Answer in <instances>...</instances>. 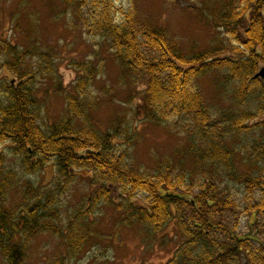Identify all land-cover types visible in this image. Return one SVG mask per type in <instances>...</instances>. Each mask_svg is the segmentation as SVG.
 Segmentation results:
<instances>
[{
	"label": "trees",
	"instance_id": "obj_1",
	"mask_svg": "<svg viewBox=\"0 0 264 264\" xmlns=\"http://www.w3.org/2000/svg\"><path fill=\"white\" fill-rule=\"evenodd\" d=\"M63 2L75 9L88 34L109 42L116 63L130 79L145 78L142 99L133 115L169 130L181 126L184 143L175 152L179 165L203 181L196 191L189 186L179 192L183 180L171 181L170 162L162 161L164 171L158 170L151 178L110 151L112 138L119 134L117 127L104 132L91 125L80 126L91 116L82 95L95 73L92 65H81L85 76L78 80L76 94L65 95L60 120L41 126V107L32 82L38 76L56 77L53 56L39 45L20 49L0 39V58L6 56L1 64L17 80L14 85L0 80V143L12 147L29 174L54 159L62 181L55 189L27 181L19 194V207L8 211L3 202L19 179L14 171L4 170L0 152V252L6 264H22L23 242L39 233L63 236L56 201L75 169L92 175L88 179L93 190L87 197L91 206L77 212L76 227L70 223L64 235L73 252L91 234L93 222L85 223V219L94 216L97 207L101 211L109 206L120 214V223L142 226L148 239L175 221L181 243L165 264H236L248 253L247 264H264V170L258 171L264 161V119H257L264 112V87L255 76L264 65V0H208L230 38L222 47L212 45L201 51L183 46L135 8L121 11L116 18L114 0ZM210 75L216 77L218 87L222 80V86L234 83L233 101L243 104L249 99L257 104L256 110L214 114L197 83ZM237 153L242 160L236 158ZM226 181L244 185L241 201L221 186ZM142 192L146 200L137 199ZM239 215L246 219V232L238 235L234 226ZM219 232L221 241L215 237Z\"/></svg>",
	"mask_w": 264,
	"mask_h": 264
},
{
	"label": "rangeland",
	"instance_id": "obj_2",
	"mask_svg": "<svg viewBox=\"0 0 264 264\" xmlns=\"http://www.w3.org/2000/svg\"><path fill=\"white\" fill-rule=\"evenodd\" d=\"M131 8L138 10L141 17L165 29L183 46H194L193 50L196 51L206 50L212 45L222 47L230 38L226 37L225 28L219 25L215 17L217 10L208 0H134V3L133 0H114L116 18L121 11L126 12ZM0 39L20 49L39 45L41 50L50 51L53 56L56 77L38 76L32 82L41 107V126L47 127L60 120L66 106L65 95L76 94L74 88L84 75L81 65H92L95 73L82 95V101L90 110L91 116L88 117L93 123L87 117L80 126L91 125L104 132H114L113 128L117 127L119 134L112 138L110 151L121 156L126 164L152 178L158 170L164 171L166 165L163 167L162 161H166V164L170 162L171 181L183 180L179 189L189 186L195 191L198 189L203 179L192 176L188 169L179 165L180 156L175 154L184 143L181 126L178 129L172 126L169 130L145 121L142 116L133 115V110L142 99L145 78L137 75L130 79L116 63L109 42L100 36L88 34L75 16L74 8L66 6L63 0H0ZM5 57L0 58V80L8 82L13 77L1 64ZM24 65L26 69L30 68L28 59ZM215 81L216 77L212 75L197 80L198 88L214 114L236 110L233 113L238 115L237 110H256L257 104L254 106L253 102H248L249 99L243 104L233 101L234 83L222 86V80L218 87ZM261 84L263 86V81ZM214 119L220 121L219 117ZM257 119L263 120L264 112ZM236 146L241 147V144ZM11 148L8 144L0 143L3 168L14 171L17 180L22 178L23 181L14 182L7 202H3V207L8 211L19 207V194L27 181L45 189H55L58 183H62L54 159H47L49 163L40 171L29 174ZM236 158L243 159L239 153ZM259 165L258 171L264 170V161ZM242 170L245 173V167ZM73 174L75 176L62 185L63 191L56 201L57 222L63 236L68 233L70 223L76 227L77 212L91 206L87 197L93 190V184L88 179L92 175L79 169H75ZM226 183L221 186L237 201H241L245 196L244 185L236 181ZM178 191L182 192L181 189ZM113 197H116L115 193ZM137 199L146 200L147 194L139 193ZM93 212L94 216L85 219V223L93 222L91 234L76 253L65 236L42 232L23 242L26 254L22 264H165L181 243L175 221L168 222L160 232L153 233L148 239L142 226L120 223V214L109 206L101 211L97 207ZM236 222L234 231L238 235L246 232V219L239 215ZM233 225L232 221L228 226L232 228ZM215 237L218 241L223 239L220 232ZM250 257L248 253V257L237 259L236 264H247L246 260ZM0 264H6L1 252Z\"/></svg>",
	"mask_w": 264,
	"mask_h": 264
},
{
	"label": "water",
	"instance_id": "obj_3",
	"mask_svg": "<svg viewBox=\"0 0 264 264\" xmlns=\"http://www.w3.org/2000/svg\"><path fill=\"white\" fill-rule=\"evenodd\" d=\"M256 77H259L264 80V67L262 66L260 70L256 73ZM11 83H14V80L11 81Z\"/></svg>",
	"mask_w": 264,
	"mask_h": 264
}]
</instances>
